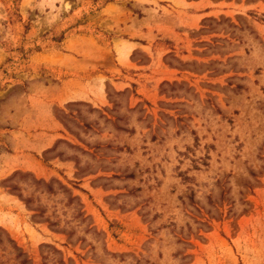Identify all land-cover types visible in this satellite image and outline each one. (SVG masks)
Masks as SVG:
<instances>
[{
    "label": "rangeland",
    "instance_id": "374dc122",
    "mask_svg": "<svg viewBox=\"0 0 264 264\" xmlns=\"http://www.w3.org/2000/svg\"><path fill=\"white\" fill-rule=\"evenodd\" d=\"M0 264H264V0H0Z\"/></svg>",
    "mask_w": 264,
    "mask_h": 264
}]
</instances>
